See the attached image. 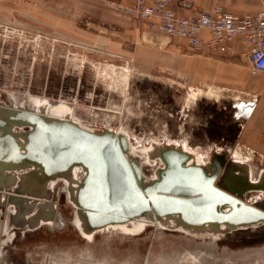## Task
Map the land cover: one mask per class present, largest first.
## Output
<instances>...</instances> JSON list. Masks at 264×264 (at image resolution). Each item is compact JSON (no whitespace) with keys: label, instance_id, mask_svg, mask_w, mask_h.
<instances>
[{"label":"rangeland","instance_id":"1","mask_svg":"<svg viewBox=\"0 0 264 264\" xmlns=\"http://www.w3.org/2000/svg\"><path fill=\"white\" fill-rule=\"evenodd\" d=\"M108 2L0 0V107L36 95L96 132L119 129L132 148L184 143L198 160L211 159L218 187L251 205L264 199V188L245 186L244 169L230 161L239 154L253 179L264 175V73L251 69L239 41L207 82L149 68L128 52L144 43L125 34L133 22L122 6L132 0ZM24 118L0 119V264H264V223L219 233L107 223L84 234L86 170L45 171L32 162L33 125ZM19 147L24 151L11 159ZM141 167L151 177L153 167ZM228 173L233 185L223 180Z\"/></svg>","mask_w":264,"mask_h":264},{"label":"bare ground","instance_id":"2","mask_svg":"<svg viewBox=\"0 0 264 264\" xmlns=\"http://www.w3.org/2000/svg\"><path fill=\"white\" fill-rule=\"evenodd\" d=\"M44 99L46 98H40L36 95L29 94L28 99L27 100L24 99L23 102L20 103L15 102V104L13 105L0 107V119L3 120L6 119L7 123H9V121L11 122V118H14L16 115L22 114V116L24 115L27 116L29 120L31 119L33 120L35 118H43L46 121H53V120L66 121L75 124L79 128L84 129L85 131H88L90 133H96V134L108 133L115 137V139L117 140L115 142H117L118 145H120L118 139L122 138L125 141L124 153L126 159L128 160L129 165L137 171L138 184L141 187L148 188L149 191H157V192L159 191L162 193L174 194L173 191H178V192L194 191L197 188H205L204 187L205 184L201 182L199 178L191 175L189 171L187 170L185 171V168H191V170H197V171L200 170L206 176H209L212 173H214V165L211 162V159L206 158L203 159L202 161L198 160V158H200L201 156H199L198 153L195 152L194 150L187 149L184 143L178 142V143H174L173 145L159 144L157 142L148 143V144L143 143L141 145H138L136 148H132V145L128 137L122 131H118L119 129H113L112 127L108 126L104 128L102 131L96 132L91 128L84 127V125L82 126L78 120H76L74 117L70 115L69 110L63 113L57 111H50L49 105H55V104H51L50 102H47V99L46 101H44ZM121 107H123V105ZM10 126H9V130H11ZM36 126H39V124H36ZM35 131L37 132V137L39 136L41 138V141L34 146V149L40 148V152L38 153L37 157H41L40 158L41 161L44 160L45 162L51 163L52 166H57V164H54L52 162H55L56 160H58V158H63L64 156L63 153L66 152L64 150H60L59 148L60 143L67 144L70 148L71 146L70 142L64 140L53 141L51 137H53L54 134L52 135L50 133H45L41 128L39 129V127H36ZM2 141H3V145L8 142V140H4V139ZM74 149H76L75 151H79V149L76 146ZM35 150L33 154H36ZM22 151H24L23 147L22 148L19 147L16 150H14L13 151L14 154L12 155L11 159H14V157H16V155H18ZM223 152L226 153L227 150H224ZM237 156L239 157L231 158L230 161L234 163L236 166H238V168L241 167L242 169H244L246 179L250 183H259L262 180H264V175L262 173L258 174L256 178L253 179L251 177V170L249 166L247 164H244V162L239 159L241 158L239 154ZM37 157L34 158V160H37ZM61 160L59 159V161ZM89 163H90V159L88 161V165ZM142 164H146L153 167L151 177L146 176L142 172V167H141ZM43 165L44 164L39 165V167L40 166L44 167ZM111 167H112L111 168L112 171L109 172L110 177L108 178L110 182V186L113 188V191L111 192L112 194L110 196L111 200L116 202L124 201L125 204H127L128 202H129L128 204H133L135 201L137 202L138 196H130L124 184H122L121 175L120 174L118 175L117 173L118 171L115 170L116 166L114 164H111ZM90 170H91L90 177L89 179H87V185H85L83 191L80 194L81 199L85 202L84 204L87 205V208H81V210L88 213L86 215L82 214L84 217L83 220L84 222L82 221L81 230L84 234H87L88 236H91L93 233H95L99 228L98 226H96L97 224H99L98 222L105 219L103 218V215H101L102 211H104L103 207H105V205L104 203L98 202L100 198V193L98 192V190H100L101 186H104L103 182L100 183L99 181L104 178H102L100 176L99 171H97L93 167H90ZM223 178L226 184L228 183L233 185V179L235 178L233 173L232 174L228 173L227 176ZM213 185H216V183L213 182ZM139 190H141V188H139ZM141 191L143 192V189ZM207 197H209L208 199L210 198L213 199V196L207 195ZM209 206H211V203H207V202L203 205V207L205 208H209ZM186 207H189V205H186ZM178 208L183 212L182 214L174 213V212L165 214L166 212L162 213L163 211L162 209L159 210V212H155L151 208L149 213H144L137 217H131L125 221L114 222L115 223L114 225L120 228H127L130 226L134 227L136 222H140V225H148L150 223H155L157 225L159 224L164 225L163 227L167 229H174V227L171 226L176 224V226H180V227L182 226V228H186L187 230H190L192 232L200 231L202 233L205 232L219 233L223 231L229 232L236 229V227H233L231 224L228 223H212V222L202 221L201 222L202 224H196V223L188 222L186 218L190 214L185 212L184 210L185 207L183 208L178 207ZM18 220H19L18 223L23 222L22 218H19ZM200 220H203V218H200L199 221ZM165 225H167L168 227Z\"/></svg>","mask_w":264,"mask_h":264},{"label":"water","instance_id":"3","mask_svg":"<svg viewBox=\"0 0 264 264\" xmlns=\"http://www.w3.org/2000/svg\"><path fill=\"white\" fill-rule=\"evenodd\" d=\"M23 117H25V122L30 123L31 125L33 124L32 133L34 135V139L31 144L33 146L30 148V160L32 162L38 165L44 164L43 168L45 171H52L55 168H66L73 164H79L86 170L84 187L87 185V179L90 177V167L99 171L100 176L104 178L99 181L100 183L103 182L104 186H101L100 190H98L100 193L98 202L104 203L105 205V207H103L104 211L101 213L105 219L99 221V224L96 226L125 221L131 217L149 213L151 208L155 212H159V210L162 209V213L166 212L165 214L171 212L182 214L183 212L178 207H185V212L190 214L187 216L186 220L196 224H202V221H207L212 223H228L233 227L243 228L264 223V199L258 201L256 205L244 202L226 190L213 185L215 179L214 173L206 176L200 170L197 171L191 170V168H185V171L187 170L191 173V175L199 178L201 182L205 184V188H197L194 191H173L174 194L149 191L148 188H144L143 193L141 191L142 189L139 190L141 187L137 182V171L129 165V162L126 159L124 153V139H118L120 143V145H118L117 142H115L117 141L115 137L108 133H90L79 128L77 125L66 121H46L43 118L29 120L27 116L24 115ZM36 124H39V126H36ZM36 127H39V129L41 128L45 133L54 134L53 137H51L53 141L64 140L70 142V148L67 144L60 143V150H64L66 152L63 153V158H58V160L52 162L57 164V166H52L51 163L45 162L44 160L41 161V157H37L40 152V148H35V150L34 146L41 141V138L39 136L37 137V132L35 131ZM73 146L74 148L76 146L79 151H75L76 149H74ZM34 150L36 154H33ZM36 157L37 160H34ZM86 157L90 159V166L88 165L89 159ZM59 159L62 160L59 161ZM111 164L116 166L115 170L118 171V175H121L122 184H124L130 196H138L137 202H132L133 204H128V202L125 204L124 201L116 202L111 200L110 196L113 188L110 186V182L108 180L110 177L109 172L112 171ZM244 178L245 186H257L264 188L263 182L250 183L246 179V175ZM225 188L229 189L227 187ZM207 195L213 196V199H208L209 197H207ZM206 202L211 203L209 208L203 207ZM84 203L85 202L81 199L82 208H87V205ZM186 205H189V207H186ZM81 213L84 215L88 214L85 211H82ZM200 218H203V220L199 221Z\"/></svg>","mask_w":264,"mask_h":264},{"label":"built area","instance_id":"4","mask_svg":"<svg viewBox=\"0 0 264 264\" xmlns=\"http://www.w3.org/2000/svg\"><path fill=\"white\" fill-rule=\"evenodd\" d=\"M260 1L258 10L245 15L233 14L218 4L199 8L191 0H180L176 8L173 0H132L121 6L136 27L182 37L193 50L205 45L232 50V42L239 41L241 55L251 69L264 73V0ZM203 31L210 34L208 40L203 39Z\"/></svg>","mask_w":264,"mask_h":264},{"label":"crops","instance_id":"5","mask_svg":"<svg viewBox=\"0 0 264 264\" xmlns=\"http://www.w3.org/2000/svg\"><path fill=\"white\" fill-rule=\"evenodd\" d=\"M82 2L83 4H97L100 8L102 1H125V0H75ZM180 0H173V8L177 7V3ZM196 7L206 8L214 4L219 5H231L237 10L243 11L241 13L251 14L258 10L261 6L260 0H191ZM88 6V5H87ZM96 7V6H95ZM83 8L91 9V7L83 6ZM101 10V9H98ZM244 15V14H242ZM129 17V16H128ZM126 17L128 20L131 18ZM129 20V21H130ZM127 38H139L144 40V43L134 48V50H128L137 62L142 63L143 66L149 68L172 70L175 73H183L194 79L195 81L207 82L213 78L214 75L220 73L222 64L227 57V49L225 47L209 48L203 46L202 48L190 51L186 41H180V43H169V40L165 42L159 36L158 32L150 31L146 28H138L131 22L129 28L125 29ZM204 40L210 38V34L206 31L202 32ZM193 50V49H192ZM258 88H263L259 85Z\"/></svg>","mask_w":264,"mask_h":264},{"label":"flooded vegetation","instance_id":"6","mask_svg":"<svg viewBox=\"0 0 264 264\" xmlns=\"http://www.w3.org/2000/svg\"><path fill=\"white\" fill-rule=\"evenodd\" d=\"M47 101H49L48 99H47ZM50 102V101H49ZM60 102V101H59ZM55 103H58V102H55ZM63 103H65V102H63ZM66 104V103H65ZM67 105V104H66ZM68 106V105H67ZM69 108H71L70 106H69Z\"/></svg>","mask_w":264,"mask_h":264}]
</instances>
